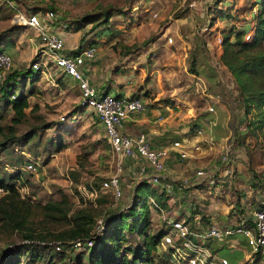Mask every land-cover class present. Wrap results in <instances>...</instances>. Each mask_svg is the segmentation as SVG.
<instances>
[{
    "label": "rangeland",
    "instance_id": "374dc122",
    "mask_svg": "<svg viewBox=\"0 0 264 264\" xmlns=\"http://www.w3.org/2000/svg\"><path fill=\"white\" fill-rule=\"evenodd\" d=\"M134 1L0 0V48L8 50L13 56V65L7 72L16 69L18 72L26 71L27 74L29 72L27 68L40 44L35 28L19 25L15 21L14 15L18 10H24L26 13L40 10L42 13L46 8L54 9L56 13L54 23L58 21L61 23V28L66 30L79 27L83 30L82 38L78 42L80 45L89 39L97 43L96 45L99 42L107 44L109 40L115 38V35L109 34L111 30L106 27L110 25L113 29H118L124 24V27L130 28V32L115 39L114 48L117 55L123 53L122 50L118 51L117 45L123 46L124 38L129 40L135 38L124 46L125 51H136L137 56L139 53L144 56L139 60L144 66V79L141 82L144 84L143 90L138 89V95L150 99L152 92L157 93L160 95L158 100L173 106L178 104L175 108L179 110L183 105H189L194 94L197 95L195 87H199L200 90L202 88L199 85H208L199 79L197 83L194 74L197 68L193 51L198 42L202 45L206 34L208 37L212 35L215 38L214 33L220 27L224 29V32L233 31L232 35H234L235 31L241 29L240 21L251 20L257 13L261 17L264 16V0H248L247 2L202 0L201 3H195L193 0H183L179 3L180 0H175V15L185 14L190 11V8H196L200 9L203 15L206 13L205 20L198 22L199 24L197 23L193 28L186 26L185 22L182 28L177 25L180 35L176 40L172 39L168 44H163L161 41L154 44L152 41L155 40L156 34L151 27V17H155L153 9L142 12L139 10V12V7L133 5ZM121 11L125 13L116 15L119 17L118 20L112 21L109 18L110 14ZM195 13L198 14V12ZM238 20V23L234 22ZM206 21L209 24L204 29L203 25ZM228 27L229 30L225 31ZM99 31L104 33L103 36L94 35V32H98L96 34L99 35ZM248 31V29L245 30V32ZM258 35L259 31L251 32V37ZM186 38L194 49L189 47V51L184 54L181 49L183 44L188 43ZM218 42L219 40L215 38V43L218 44ZM149 45H153L152 49L146 48ZM70 50L72 48L67 51ZM94 59H96L95 56L91 60ZM47 64L48 68L45 71L38 69L34 80L27 76H24V79L20 78L21 80L16 78L15 85L8 90H5L0 83V175L6 181L13 182L14 175L11 172L12 167H16L19 181L16 182L15 188L19 198L33 204L30 215L26 217V223L17 227L16 211L8 209L9 204H6L8 199L4 198V195L9 192L0 194V263L10 252L15 251V246L29 243L37 249L34 248L37 254L30 259L29 251L23 249L17 258L18 264H77L76 254L79 251H88L72 246L67 249L68 243L74 237L71 229L76 225L75 220L78 216V219L85 222L86 227L91 225L92 228L93 219L98 216L106 218L121 212L127 215L130 205H134L136 210L147 212L149 231L156 232L164 229L165 217L173 218L172 215H175L176 211L182 207L179 204L176 209L169 202L171 191L165 189L166 192L160 194L157 191H161V187L156 190L154 185L142 182L144 179L141 178V172L136 171L132 164L127 163L123 171L118 170L120 195H115L111 189L103 186V179L116 171V155L110 149L103 127L94 110L79 104V88L75 80L64 74L53 60L47 58ZM135 70H141V68ZM21 74L23 76V73ZM149 79L151 82L148 83ZM20 81H23L22 86ZM205 81L207 83V80ZM13 87L14 91L11 90ZM20 93L27 95L28 105L23 110L24 115L16 121L12 106L4 104V94L13 97ZM230 112L232 128H235L236 124L245 123L242 115L243 106L237 101L230 102ZM59 144L62 146L59 147ZM247 151L251 169L257 160H264L263 133L259 138H254L252 145L247 144ZM31 157H36L38 160L35 172L22 168L26 159ZM213 182L218 186L216 189L221 187L219 181ZM210 183H212L211 180ZM260 185L264 188V181ZM91 188H95L96 193L87 194L85 189ZM138 195L141 201H138ZM185 195L178 197L175 206L187 197ZM149 197H152L160 208L152 202L149 203ZM46 203L49 205L54 203V206H47ZM260 204L255 206L258 207ZM193 205L191 203V210L195 209L200 213V220L206 219L204 214H201V210L204 209L200 206L201 204L195 202L194 207ZM4 208L8 210L5 211ZM122 221L125 224L133 222L131 215L127 218L125 216ZM24 233H30V235L25 236ZM127 233L128 240L124 241L123 245L129 247L139 245L140 238L136 232L127 230ZM56 240L64 242L65 249L55 250L53 243ZM105 243L108 245L111 241ZM93 244L94 241L89 247ZM160 252L153 253L154 256L149 261L141 263L135 261V264H173L166 252ZM120 253H128V251L122 248ZM81 259L86 260L84 253L81 254Z\"/></svg>",
    "mask_w": 264,
    "mask_h": 264
},
{
    "label": "crops",
    "instance_id": "0c3cea01",
    "mask_svg": "<svg viewBox=\"0 0 264 264\" xmlns=\"http://www.w3.org/2000/svg\"><path fill=\"white\" fill-rule=\"evenodd\" d=\"M193 1L195 3L202 2V0ZM219 1L222 2L223 0ZM225 1L228 2L229 0ZM244 1L247 2L248 0ZM182 2L183 0L179 1V3ZM77 3L79 4V2ZM133 3L134 7H139L138 11L140 10L141 12L153 9L155 17H151L152 20L151 18L150 20L152 21V31L156 34L155 40L152 41L154 44L157 41L168 44L172 39L176 40L177 36L180 35L177 25H180L178 27L182 28L184 27L182 24L185 22L186 26L193 28L198 22L200 23L205 20L206 17V13L203 15L200 9L196 8H190V11L185 14L175 15V0H135ZM205 8H208L207 4ZM195 12H198V14ZM122 13H125V11L116 14L112 13L109 18L112 21L118 20L119 17L117 16ZM132 13L137 14L133 11ZM147 15L150 16L149 14ZM165 17L166 19H164ZM234 22L238 23L239 20ZM60 24L57 21L54 27L63 37L65 48L68 50L78 47L83 30L80 27L66 30L61 28ZM239 25L241 28L252 32L255 30L256 20L252 17L251 20H246V22L240 21ZM109 26L106 28L111 30L109 34H114L115 38L109 40L107 44L98 43L95 55L96 59L87 60L82 65L84 73L88 80L99 89L116 94L138 95V89L143 90L144 84L141 83L144 79V66L139 60L144 56L141 53L137 56L136 51H125L124 45L130 43L131 40H135L134 37L131 40L124 38L125 43L123 46L122 44L117 45L118 51H123V53L117 55L114 48L115 39L117 40L119 36L127 35L130 32V28L124 27V24L118 29H113ZM222 30L223 28L220 27L214 33V37L217 40L221 37ZM96 33L98 32H94V35L97 36H103L104 34L100 32L98 35ZM168 36H171L172 39L168 40ZM215 38L212 35L208 37V34H206L205 42L202 45L200 43L199 45L197 44V47L193 51L196 61L195 67L197 68V72L194 73L197 83L199 79L201 82L209 85H207L205 92H202V89L199 90V87H195L197 95L194 94L189 101V105L182 104L183 106L179 110L175 108V105H169L162 100H158L160 95L157 93L153 94L152 92L150 99L139 95L144 101V108L131 114L121 125L122 131L130 134H135L139 130L146 131L152 145H162L181 135H188L192 138L193 134L190 128L192 121V123L194 121L198 122V126L203 127L204 134L201 138L211 137L214 139V143L212 144L209 141L204 142L205 148L197 157H191L186 160L169 158L166 161L165 172L168 178L176 175H188L194 180V172L197 167H205L208 173L220 175L215 179L220 182L221 187L219 189H216L218 186L214 184L213 181L215 180H212V183H210V175H206L200 177L199 180L187 187L180 188L176 186L171 191L169 202L176 209H178L179 204L182 205L175 215L172 216L185 219L193 226L198 224L197 226L199 227L209 224L227 225L238 222L243 217L249 219L253 210L257 208L255 204L264 202V188H261L260 185L264 181V160H257L251 169L248 164L249 153L245 145L239 143L235 136L237 133H245V123L234 125V129L230 125V102L235 103L237 88L229 69L219 58L221 43L220 41L218 44L215 43ZM186 40L188 43L183 44V49H181L182 52L184 51V54L189 51V47L193 48L190 46L189 39L186 38ZM91 42L94 43L91 39L86 41V43ZM151 46L153 45L146 46V48L152 49ZM137 68H141V70L136 71L135 69ZM205 80H207V83ZM149 82H151L150 79L148 80ZM208 104H212L214 109L208 110ZM182 108H184L183 111ZM253 142L254 137L251 134L245 135L244 143L246 145H252ZM227 146L231 150L230 166L233 168L232 173H226L223 170L224 165L220 159L221 152ZM127 163H131L130 158L123 160L124 168L127 167ZM144 163L145 167L149 168L150 165L147 161H137L134 164L138 166ZM255 170L260 171L256 173ZM2 177L0 175V178ZM182 194H186L185 196L187 197L175 206L176 200ZM195 202H198L204 208L201 210V214H204L206 219L200 220V213L195 209L191 210L190 205L192 203L194 204L192 207H194ZM229 241L220 243L219 241L211 240L209 244L213 249L228 255L235 264H264V247L249 258L252 252L243 234L237 233Z\"/></svg>",
    "mask_w": 264,
    "mask_h": 264
},
{
    "label": "built area",
    "instance_id": "2783aa9c",
    "mask_svg": "<svg viewBox=\"0 0 264 264\" xmlns=\"http://www.w3.org/2000/svg\"><path fill=\"white\" fill-rule=\"evenodd\" d=\"M54 9L46 8L41 13L40 10H33L26 13L24 10H18L14 19L19 25H29L37 30L39 46L35 51L34 59L31 61L28 71H34L32 76L38 73V69L45 71L48 68L47 58L53 60L58 68L69 77L75 79L79 88V104L83 107H91L96 117L103 127L104 134L110 145V149L116 155V171L109 177L103 179L102 184L112 190L115 195H120L118 170L124 168L123 160L130 158L132 166L137 161H147L149 168L144 164L135 166L136 171L141 172L142 179H149L152 183L162 184L166 190L172 191L174 187H187L200 177L210 175L209 180H215L220 175L210 174L205 167H197L194 172V180L188 175H176L167 177L166 161L167 159L177 158L186 160L191 157H197L205 148L204 142L214 143L211 137L201 136L204 134L202 127L197 126L192 130L193 137L181 135L162 145H152L149 137L144 130H139L135 134L122 131L121 125L123 121L131 114L141 111L144 108V101L139 95L116 94L110 91L99 89L94 83L90 82L84 73L82 65L91 60L96 53L97 45L94 43H86L82 46L75 47V51H67L64 45L63 37L57 32L54 25ZM209 24L206 21L203 25L205 29ZM246 39L251 38V31L244 34ZM168 36V40H171ZM221 41V37L218 38ZM42 64H44L42 66ZM13 65L12 54L0 48V81L4 80L7 70ZM202 92L206 91L207 86L199 85ZM204 86V87H203ZM178 106V104H175ZM208 110H213L212 104L207 105ZM161 118V117H160ZM230 148L227 146L220 154V159L224 165L226 173H232L233 168L230 166ZM125 157V158H124ZM38 160L36 157L26 159L22 168L27 171L35 172ZM134 164V165H133ZM5 168H7L5 166ZM16 167H12L14 175L13 182L0 180V194L10 191L9 184L17 186L19 181ZM207 172V174H206ZM87 194L96 193L95 188L85 189ZM149 203L152 202L160 208V205L149 197ZM164 221L167 225V232L161 239L162 248L166 249L175 264H235L230 257L219 250L210 246L211 240L230 242L229 239L237 233H241L246 237L250 246L251 258L264 247V202L261 203L251 213L250 219L243 217L238 222L227 225H207L203 227L193 226L182 218L165 217ZM105 226V218L98 216L91 228L89 235H79L74 237L68 248L78 247L87 248L94 241V235L100 234ZM56 249H63L65 243L54 241Z\"/></svg>",
    "mask_w": 264,
    "mask_h": 264
},
{
    "label": "trees",
    "instance_id": "16d2710c",
    "mask_svg": "<svg viewBox=\"0 0 264 264\" xmlns=\"http://www.w3.org/2000/svg\"><path fill=\"white\" fill-rule=\"evenodd\" d=\"M254 18L256 20L255 31H259L258 36H252L250 39H246L243 37V34L246 33L245 28L235 31L233 36V31L229 33L224 32V29L222 30L220 41L221 52L219 56L221 62L224 63L229 69L236 83V101L239 105L243 106L242 115L245 119V133L236 134L235 130L234 133L236 134L235 136L237 137V141L244 144L246 149L247 145L244 143L245 135L251 134L257 139L260 137L261 133L264 134V16L261 17L257 13L254 15ZM227 30L229 29H225V31ZM80 46L81 45H79V47ZM75 50L78 49H72L71 51ZM21 73H23V76ZM33 73L34 71L31 70L26 74V71L18 72L16 69H13L9 73H6L4 80L0 81V83H2L1 85L5 90H8L15 85V81L17 80L16 78L21 80L24 79V76H27L30 79L31 74ZM35 76L36 75L32 76L31 79L34 80ZM20 82V86H22L23 81ZM11 90L14 91V87ZM4 95V104H10L12 106L14 110V116H16L15 120L18 121L20 117L24 115L23 110L28 105L27 95L25 93H20L13 97L6 96V94ZM192 122L190 125L191 130L195 129L199 125L198 122ZM58 146L61 147L62 144H59ZM2 178H0V180ZM142 182L154 185L156 190H158V187H161L162 190L157 191L160 194L161 192L163 193L167 191H165L166 187L164 185L152 183L149 179H144ZM163 186L165 188H163ZM9 187L10 191L4 195V198L8 199L6 201V204H9L8 209L10 208L16 211V226L20 227L26 223V217L30 215L29 213L31 212V207L33 204L25 201L23 198H19V193L13 184H9ZM137 199L138 201H141V197L139 195ZM46 205L53 207L54 203H50V205L49 203H46ZM8 209L4 208L3 210L6 211ZM146 213V211L140 212L138 209H135L134 205H130L129 214L126 215L121 212L119 214L111 216L109 215L106 217L105 226L102 229V232L100 234L94 235V244L87 249L83 248L84 250H88L87 252L79 251L76 254V263L135 264V261L141 263L143 261L151 260L154 256L153 253L155 254L160 251H163L164 253L166 252L172 260L171 254L166 249L162 248L161 245V239L168 230L165 221L164 229L151 232L149 231L150 227L148 226V217ZM129 215H131L133 222H128L125 224L122 220L125 216L127 218ZM78 217L75 220L76 225L71 229L72 235L74 237L79 235H89L91 232V225L86 227L85 222L78 219ZM93 220L95 221V219ZM190 226L193 227L192 224H190ZM127 230L130 232H136L138 238H140L138 241L139 245H134L133 247L123 245L124 241L128 240L129 235ZM24 235L29 236L30 233H24ZM106 241H111V243L106 245ZM14 248L15 251L12 253L10 252V254L0 264H18L17 258L23 249L29 251L30 259H32L34 255L37 254V251H35L36 248L29 243H26L22 246L17 245ZM122 248L126 249L128 253H120ZM63 249L55 248V250ZM67 249L70 248L67 247ZM82 253L86 255L85 261L81 259ZM173 264L175 263L173 262Z\"/></svg>",
    "mask_w": 264,
    "mask_h": 264
}]
</instances>
